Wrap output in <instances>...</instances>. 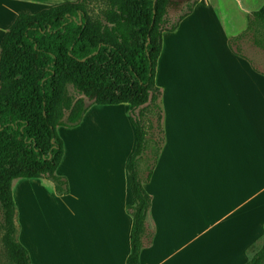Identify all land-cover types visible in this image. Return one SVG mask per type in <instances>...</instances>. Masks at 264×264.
Here are the masks:
<instances>
[{
  "label": "trees",
  "instance_id": "16d2710c",
  "mask_svg": "<svg viewBox=\"0 0 264 264\" xmlns=\"http://www.w3.org/2000/svg\"><path fill=\"white\" fill-rule=\"evenodd\" d=\"M95 1L103 6L96 15ZM199 1L188 2L177 21L170 16L172 0H78L16 16L0 45V215L9 264H32L19 240L16 181L40 179L54 194L69 195L67 178L57 174L64 158L58 128L79 126L93 106L122 104L130 106L136 135L127 163L135 203L129 208L133 225L126 264H141L152 205L145 185L165 143L163 138L143 178L139 165L148 143L142 117L148 104L162 98L156 77L164 35L178 31ZM250 22L264 27V4ZM249 251L245 264H264V243Z\"/></svg>",
  "mask_w": 264,
  "mask_h": 264
},
{
  "label": "rangeland",
  "instance_id": "374dc122",
  "mask_svg": "<svg viewBox=\"0 0 264 264\" xmlns=\"http://www.w3.org/2000/svg\"><path fill=\"white\" fill-rule=\"evenodd\" d=\"M2 1L0 45L18 15L5 13ZM77 1L44 0L41 7L37 8L38 5L34 10L19 13L36 14ZM190 1L172 0L170 16L174 21L183 10V13L187 11L185 7ZM263 4L264 0H200L194 13L178 31L164 35L156 77L162 98L145 107L142 122L147 131L148 146L139 169L141 176L146 178L153 165V154L165 138L162 132L166 130V117V121L175 124L174 135L169 137L166 151V155L176 156L169 175L173 197L180 199L181 185L186 182L188 186L191 169L192 173L194 168L200 171V161H204L205 168L210 165V171H204L202 178L194 173L191 177L193 218L202 224L199 229L207 227L205 225L213 220H221L222 226L235 221L240 223L243 234L251 236L261 219L255 215L251 217L252 209L264 211V208L260 209L264 193L246 201L254 192L264 191V96H257L258 101L261 99V107L254 136L249 123L251 121L252 124V116L250 118L248 111H236L238 104L234 102L233 95L236 89L248 87L246 75L254 77L257 89L264 95V27L250 22L251 15ZM102 7L101 1L93 2L91 13L96 15ZM104 113L106 116L98 125L97 136L108 144L107 157L113 165L116 159L120 161L129 152L131 140L123 124L127 113L125 107ZM138 115L139 111L133 117L137 119ZM256 151L257 173L255 176L253 172L244 174L242 169L241 174L242 163ZM260 162L262 166H259ZM163 164L168 167V160ZM160 194L165 195V191L162 189ZM238 205L239 208L235 209ZM232 211L233 214L227 216ZM248 220H253V225H248ZM3 234L0 215V264H9L2 243ZM263 243L264 239L254 246L255 250L260 249Z\"/></svg>",
  "mask_w": 264,
  "mask_h": 264
},
{
  "label": "crops",
  "instance_id": "0c3cea01",
  "mask_svg": "<svg viewBox=\"0 0 264 264\" xmlns=\"http://www.w3.org/2000/svg\"><path fill=\"white\" fill-rule=\"evenodd\" d=\"M42 1L3 0L2 8L5 13L17 15L22 10L28 12L38 5L37 8L41 7ZM245 78L248 87L236 89L234 102L238 104L236 111H248L250 118L252 116V124L249 123L255 136L257 113L261 107V99L258 101L257 96L262 98L264 95L257 89L258 84L252 75ZM122 107L127 113L123 124L131 142L129 152L112 165L107 157L108 144L98 139L97 128L102 117L106 116L105 111ZM129 111V105L93 106L79 126L58 128L64 141V158L57 174L67 178L69 195L54 194L40 179H19L14 184L19 240L27 249L32 264H126L131 253L133 225L129 208L135 203L127 171V163L136 149L135 128L128 116ZM174 126L165 117V143L152 178L145 185L152 197V205L146 220L141 264L247 263L252 256L249 249L264 239V211L252 209L251 217L255 215L261 219L251 236L243 234L240 223L235 221L222 226L221 220H213L205 225L207 227L199 229L202 224L193 218L191 177L194 173L202 178L204 171H210V165L205 168L204 161H200V171L194 168L192 173L191 169L188 186L186 182L181 185L180 199L173 197L169 175L176 156L166 155V151L169 137L174 135ZM262 150L264 156V148ZM257 151L261 153V149ZM257 151L242 163L241 174L243 169L244 174L253 172L255 176ZM165 160H168V167L163 164ZM162 189L165 195L160 194ZM261 193L264 191L254 192L246 201ZM252 221L248 220V225H253Z\"/></svg>",
  "mask_w": 264,
  "mask_h": 264
}]
</instances>
